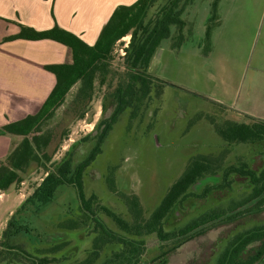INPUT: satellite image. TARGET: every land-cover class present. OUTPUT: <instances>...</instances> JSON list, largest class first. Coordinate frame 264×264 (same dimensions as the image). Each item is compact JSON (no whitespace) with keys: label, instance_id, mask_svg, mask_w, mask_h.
Here are the masks:
<instances>
[{"label":"trees","instance_id":"16d2710c","mask_svg":"<svg viewBox=\"0 0 264 264\" xmlns=\"http://www.w3.org/2000/svg\"><path fill=\"white\" fill-rule=\"evenodd\" d=\"M193 1L137 0L130 6H119L93 46L58 26L46 31H36L21 25L19 34L7 38L49 39L65 45L68 53L64 63L44 66L56 76L57 83L39 112L0 127V136L19 138L18 145L10 155L0 160V192L6 193L14 185H21L34 166L43 169L46 177L29 203H37L40 208L52 201L60 186H72L78 191L79 207L74 212L70 211L72 215L60 221L58 227L77 234L84 232L89 235L93 232L96 236L92 239L90 248L83 250L85 256L82 259H79L76 252L68 251L67 246L71 241L62 238L48 241L50 244L47 246L37 247L34 254L26 252L22 246L8 244L9 239L18 236L26 238L30 235L41 239L39 243L42 245L47 243L45 236L38 233L36 228L20 222L23 218L19 222L16 220L17 214L26 211L29 206L25 202L9 223L8 241L5 242L6 250L1 253L0 264H167L171 253L224 225H234L239 230L233 232L220 248L215 264H259L264 260V219L260 220L264 216V158L261 165L240 161L237 165L224 168V153L220 156L193 157L183 175L171 186L147 220L143 217L140 200L135 194L124 196L131 218L128 221L103 204L96 195L86 197L84 192L85 174L101 153L107 135L120 116L130 110L131 119L138 117L141 108H148L154 95L159 96L163 84L148 74V68L165 40L184 39L183 14L185 7ZM218 2L219 0H215L213 3V17H217ZM210 34L209 27L206 37ZM127 36L131 39L124 48V71L120 72L113 69V53ZM97 82L110 88L105 99L111 100L114 111L110 117L97 122L95 137L89 135L75 142L60 161H54L50 149L55 133L48 127L49 122L54 119L58 109L65 105L68 94L77 84L80 86L66 113L76 109L79 115L75 119H84L88 113L87 106L95 95ZM107 109L108 106L103 104V116ZM221 109L224 120L221 123L216 119L211 121L224 141L230 145L264 144L263 119L250 117V122H244L242 113L223 105ZM64 138H68V133L64 134ZM93 141L95 145L87 155L77 160L76 149L83 143ZM238 179L245 181L241 187L248 190L246 194L238 201H232L229 206L219 204L220 198L215 194H229ZM107 181L110 185L114 184L112 190L116 192L113 176L110 175ZM231 194L229 198L232 197ZM196 200L200 205L213 201V205L199 215H193L187 222L176 225L175 216L179 210L190 212L187 207L191 209ZM204 207L206 206H200ZM103 216L112 221L121 233L112 231L102 219ZM152 237L159 248L156 256L150 258L148 241ZM114 245L119 248L109 252L108 248ZM106 250L108 254L101 261Z\"/></svg>","mask_w":264,"mask_h":264},{"label":"rangeland","instance_id":"374dc122","mask_svg":"<svg viewBox=\"0 0 264 264\" xmlns=\"http://www.w3.org/2000/svg\"><path fill=\"white\" fill-rule=\"evenodd\" d=\"M214 1L194 0L185 7L184 39L165 40L148 68V74L163 84L159 96L154 95L149 107H142L138 117L131 119L130 110L120 116L107 135L101 153L85 174L86 197L96 195L128 221L131 218L125 195H137L143 217L149 219L193 157L224 153V168L240 161L256 166L262 164L264 144L230 145L218 135L211 119L220 123L224 120L223 105L242 113L244 122H250V117L264 120V0H219L217 17H213ZM209 27L211 34L207 38ZM130 39L128 36L116 47L114 70L124 71V44ZM78 88L76 85L71 90L65 105L48 124L55 133L50 149L54 161H60L75 142L89 135L95 137L97 122L110 117L114 111L111 100L105 99L110 88L97 82L95 95L87 106L88 113L84 119H75L78 110L66 112ZM103 104L108 106L104 116ZM65 133L68 138H64ZM94 145V141L81 144L76 149L75 158L83 159ZM110 175L116 192L112 190L114 184L107 181ZM45 177L44 170L34 166L21 185H14L6 193L0 192V260L1 253L6 250L9 223L25 202H31L29 200L33 199ZM244 182L238 179L229 194L217 192L215 196L220 198L219 204L226 207L242 198L248 191L241 187ZM230 194L232 197L229 198ZM195 202L191 209L187 207L190 212L179 210L175 216L176 225L187 222L213 205V201H209L202 204L206 207L200 208V202ZM79 203L77 189L67 185L60 186L52 201L40 208L37 203H29L26 211L17 214L16 220L19 222L23 218L20 222L36 228L47 243L42 245L39 243L41 239L30 235L12 238L13 241L9 239L8 244L22 246L26 252L34 254L37 247L62 238L71 241L68 251L76 252L82 259L85 256L83 250L90 248L96 233L77 234L58 227L60 221L78 209ZM102 219L112 231L121 233L112 221L105 216ZM236 230L239 229L234 225L213 229L171 253L167 264H215L218 251ZM148 245L152 258L158 253L159 245L153 237ZM118 248L114 245L108 251ZM106 253L107 250L101 261ZM259 264H264V260Z\"/></svg>","mask_w":264,"mask_h":264},{"label":"crops","instance_id":"0c3cea01","mask_svg":"<svg viewBox=\"0 0 264 264\" xmlns=\"http://www.w3.org/2000/svg\"><path fill=\"white\" fill-rule=\"evenodd\" d=\"M136 1L0 0V127L39 112L57 83L44 66L67 58V47L53 40H7L20 33L21 25L36 31L58 26L93 46L114 10ZM18 143V137L0 136V160Z\"/></svg>","mask_w":264,"mask_h":264},{"label":"built area","instance_id":"2783aa9c","mask_svg":"<svg viewBox=\"0 0 264 264\" xmlns=\"http://www.w3.org/2000/svg\"><path fill=\"white\" fill-rule=\"evenodd\" d=\"M127 37H128V36H127ZM127 37H125V38H123V39H126ZM123 39H122V40H123ZM129 42H130V41L125 42L124 46L127 47V46L129 45ZM124 54H125V53H124Z\"/></svg>","mask_w":264,"mask_h":264}]
</instances>
